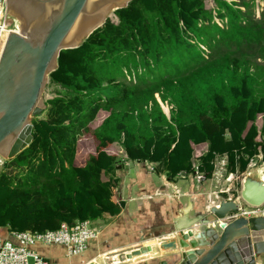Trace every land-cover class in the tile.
<instances>
[{"label":"trees","instance_id":"1","mask_svg":"<svg viewBox=\"0 0 264 264\" xmlns=\"http://www.w3.org/2000/svg\"><path fill=\"white\" fill-rule=\"evenodd\" d=\"M212 1L208 10L204 0H132L113 12L115 22L60 52L48 76L57 93L32 119L31 144L0 171L1 232L117 215L114 146L170 181L192 175L198 146L205 179L217 157L233 174L264 158V7ZM98 114L106 115L91 131ZM89 133L97 147L76 166Z\"/></svg>","mask_w":264,"mask_h":264},{"label":"water","instance_id":"2","mask_svg":"<svg viewBox=\"0 0 264 264\" xmlns=\"http://www.w3.org/2000/svg\"><path fill=\"white\" fill-rule=\"evenodd\" d=\"M131 1H100L102 16L72 39L68 36L88 0H6L7 13L20 21L22 33H10L0 53V158L11 160L31 144V121L43 114L42 93L60 52L78 48L111 13ZM246 176L238 201L222 198L194 217L185 210L175 221L172 237L146 241L89 264H129L146 255L150 259L145 264H256V257L264 254V216L246 218L241 211L262 205L264 188L257 178ZM229 215L235 218L223 222Z\"/></svg>","mask_w":264,"mask_h":264},{"label":"crops","instance_id":"3","mask_svg":"<svg viewBox=\"0 0 264 264\" xmlns=\"http://www.w3.org/2000/svg\"><path fill=\"white\" fill-rule=\"evenodd\" d=\"M122 154V163L116 166L113 176H109L117 182L112 201L118 205L119 213L115 216L106 214L89 222L90 228L98 236L88 243L83 254L73 259L66 257L65 249L61 246H34L33 250L49 264H89L99 257L126 251L146 241L172 237L175 221L185 210L190 211V217H194L203 209L207 211L217 206L222 198L236 199L241 189L243 180H235L243 173H230L226 165L225 173L218 181L197 176L195 179L193 175L170 181L150 164L124 160ZM198 158L193 159V163L197 164ZM222 161L227 163L225 156L217 157L214 166ZM126 163L132 165V172L126 171ZM104 179L108 180V177ZM5 237V232H0V238ZM149 259L150 255H146L133 259L129 264H145ZM256 264H264V254L256 257Z\"/></svg>","mask_w":264,"mask_h":264},{"label":"built area","instance_id":"4","mask_svg":"<svg viewBox=\"0 0 264 264\" xmlns=\"http://www.w3.org/2000/svg\"><path fill=\"white\" fill-rule=\"evenodd\" d=\"M14 23L15 21H10L7 13L6 0H0V50L8 35L12 32H17L18 27ZM254 159L264 164V158L262 155H258L249 161V166H254ZM225 165L224 161L220 162L218 166L215 165L210 178L221 179L225 173ZM199 174L197 172V164L193 163L192 175L195 179L196 176L197 178H205L204 175L200 174L202 175L200 176ZM183 176V174L179 175V177ZM238 198L239 196L237 201L239 200ZM241 215L246 218L264 216V203L257 207L248 206L241 211ZM234 218L235 216L229 215L223 222L231 221ZM97 236L98 233L90 228L87 221L76 222L71 226L62 223L58 229L53 231L10 232L6 234L4 239L0 238V264H49L33 250L36 245L61 246L65 249L66 257L80 256L86 251L88 243L95 240Z\"/></svg>","mask_w":264,"mask_h":264},{"label":"rangeland","instance_id":"5","mask_svg":"<svg viewBox=\"0 0 264 264\" xmlns=\"http://www.w3.org/2000/svg\"><path fill=\"white\" fill-rule=\"evenodd\" d=\"M204 3H205L206 9H208V10L213 9L214 4H213L212 0H204ZM263 7H264V2L262 0H256L255 13H258V10L260 8H263ZM109 19H111L112 21L115 22V18L113 16V13L110 14ZM14 21H15L14 24L18 27V30H20V26H21L20 21L17 18H15ZM216 21L218 22V20H216ZM57 91H58L57 88L51 87L47 83L44 90H43V93H42V100H43L44 104L46 101H49L50 99H52V97H54V95L57 93ZM162 108L164 111H166V113H168V109L166 106H163ZM105 115L106 114H101V115L98 114V116H97L98 119H96L92 124H90L91 131H93L99 125V123L105 117ZM255 124L257 126H260V124H261L260 118H258L256 120ZM96 147H97V142L95 141L94 137L92 136V133H89V134L82 136L77 143L74 165L82 166V164L88 159V157L90 155L94 154ZM114 148H115V151H117L119 153L118 159L120 160V158H121L120 154H122V153H120V150L118 149L117 146L116 147L114 146ZM202 151H203V146H199L196 149V151L194 152L193 159L199 157L202 154ZM124 160H126V159H124ZM4 162H5V160L0 158V171H1V168L4 164ZM218 165H220V163L216 164V166H218ZM131 167H132L131 164L126 163V165H125L126 171L130 170ZM263 169H264V164L260 161H257V159H254V166L252 167V166L248 165L246 172H244L243 175H238L237 179L235 181L239 182L241 180H244V178L247 177L246 175H252V176L254 175L255 176L256 172H258L259 170H263ZM130 172H132V171L130 170ZM216 181H218V180H216ZM238 192L240 193V191H238Z\"/></svg>","mask_w":264,"mask_h":264},{"label":"bare ground","instance_id":"6","mask_svg":"<svg viewBox=\"0 0 264 264\" xmlns=\"http://www.w3.org/2000/svg\"><path fill=\"white\" fill-rule=\"evenodd\" d=\"M100 1L102 2V0H88V3L86 4L83 13L77 19L68 38H75L76 36L81 34L85 29H87L96 19H99L102 16L104 6L100 3ZM15 33H22V31L20 29ZM3 46L4 44L2 43L0 53L3 49ZM253 177L257 178V181L260 186L264 188V169L256 172L255 176L253 175Z\"/></svg>","mask_w":264,"mask_h":264},{"label":"flooded vegetation","instance_id":"7","mask_svg":"<svg viewBox=\"0 0 264 264\" xmlns=\"http://www.w3.org/2000/svg\"><path fill=\"white\" fill-rule=\"evenodd\" d=\"M9 18H10V21H14L15 20V18L13 16L9 15Z\"/></svg>","mask_w":264,"mask_h":264},{"label":"clouds","instance_id":"8","mask_svg":"<svg viewBox=\"0 0 264 264\" xmlns=\"http://www.w3.org/2000/svg\"><path fill=\"white\" fill-rule=\"evenodd\" d=\"M239 196V195H238Z\"/></svg>","mask_w":264,"mask_h":264}]
</instances>
